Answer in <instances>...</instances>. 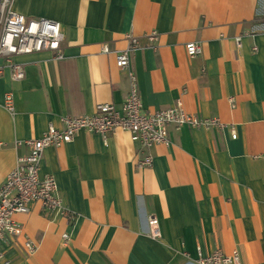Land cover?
<instances>
[{"label": "crops", "instance_id": "0c3cea01", "mask_svg": "<svg viewBox=\"0 0 264 264\" xmlns=\"http://www.w3.org/2000/svg\"><path fill=\"white\" fill-rule=\"evenodd\" d=\"M12 7L59 21L63 58L54 50L21 54L25 78L0 73V186L28 152L18 141L40 137L51 122L62 126L63 116L92 114L98 103L122 106L128 73L102 45L124 48L129 33L141 44L131 68L146 110L181 101L187 112L227 125L171 126L146 168L121 129L107 144L81 130L46 148L41 175L55 176L62 207L45 212L33 202L15 215L37 250L29 254L23 236L10 238L2 247L11 264H196L200 252L217 248L237 249L242 264H264V0H14ZM154 31L157 48L146 36ZM192 41L202 53L188 54ZM65 209L77 214L74 222ZM152 217L159 238L150 234Z\"/></svg>", "mask_w": 264, "mask_h": 264}, {"label": "built area", "instance_id": "2783aa9c", "mask_svg": "<svg viewBox=\"0 0 264 264\" xmlns=\"http://www.w3.org/2000/svg\"><path fill=\"white\" fill-rule=\"evenodd\" d=\"M14 0H0V58L4 60L0 65V73L6 68L12 72L14 79H23L26 76L25 65L17 61L21 54H29L42 50H54L56 59L63 58L62 42L64 34L61 23L57 20L39 17L30 18L16 11L12 7ZM154 48L159 39L154 31L146 34ZM127 45L121 49H111L108 43L102 45L104 53L115 55L116 65L127 71L130 80L128 94L120 108L110 102H101L96 105L95 112L82 116H63L62 126L53 122L47 130L37 138H29L17 142L18 146L25 145L28 152L19 156L14 168L5 177L0 186V264H11L6 250L2 247L10 238L23 236L24 247L29 254L37 250V245L26 236L23 224L15 218L17 213H26L33 202H40L45 212H51L62 207V198L58 194L56 178L53 174L41 175V161L46 148L61 146L71 142L81 130L100 134L107 144L110 134L117 130L128 131L132 140L138 144V167H150L154 161L151 152L159 143H168L171 126L180 128L189 125L196 128H224L227 124L218 117H199L187 112L181 101L171 107L155 111L146 110L141 98L136 72L131 68L132 55L141 47L139 37L127 34ZM240 42L241 36L237 38ZM187 52L196 56L203 52L199 42H188ZM7 107L12 110V95H7ZM233 103V100H232ZM232 137L237 133L231 126ZM64 213L69 222H74L77 214L69 209ZM150 234L154 238L161 236L159 221L156 217L149 220ZM65 242L70 236L62 235ZM196 264H242L237 249L225 252L222 248L202 254Z\"/></svg>", "mask_w": 264, "mask_h": 264}]
</instances>
